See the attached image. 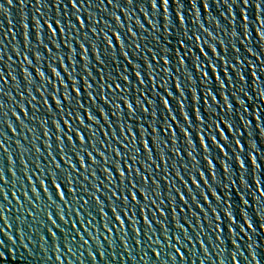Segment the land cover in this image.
<instances>
[{"label": "water", "instance_id": "water-1", "mask_svg": "<svg viewBox=\"0 0 264 264\" xmlns=\"http://www.w3.org/2000/svg\"><path fill=\"white\" fill-rule=\"evenodd\" d=\"M0 264H264V0H0Z\"/></svg>", "mask_w": 264, "mask_h": 264}, {"label": "snow or ice", "instance_id": "snow-or-ice-1", "mask_svg": "<svg viewBox=\"0 0 264 264\" xmlns=\"http://www.w3.org/2000/svg\"><path fill=\"white\" fill-rule=\"evenodd\" d=\"M10 2H11V0H9V3ZM165 3H167V0H165ZM77 19L79 20V17H77ZM37 27H39V26H37ZM77 135L79 136V133H77ZM57 139H59V137ZM117 170L119 171V167L118 166H117ZM53 183H55V181ZM57 189H59V188H57ZM69 189H71V188H69ZM132 199L135 200V197L133 196ZM116 219L119 220L120 219L119 216H117ZM249 227H251V225H249Z\"/></svg>", "mask_w": 264, "mask_h": 264}]
</instances>
